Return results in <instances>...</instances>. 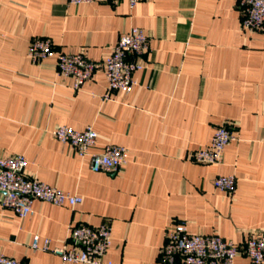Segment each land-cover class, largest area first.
Wrapping results in <instances>:
<instances>
[{
  "label": "crops",
  "instance_id": "obj_1",
  "mask_svg": "<svg viewBox=\"0 0 264 264\" xmlns=\"http://www.w3.org/2000/svg\"><path fill=\"white\" fill-rule=\"evenodd\" d=\"M140 28L148 39L130 92L102 95L101 63L119 35ZM48 37L56 51L82 52L100 64L79 89L60 75L55 56L32 63L28 45ZM92 127L91 152L127 148L117 173L93 172L53 135L58 125ZM235 135L221 162L187 156L211 141L218 125ZM23 154L25 174L79 195L73 207L35 200L32 213L0 207V253L26 264L64 262L31 248L34 236L64 245L69 226L108 221L104 261L160 264L167 230L183 221L194 234L242 244L264 233V30L241 25L239 0H0V156ZM233 174L229 195L213 186ZM234 264H250L238 254Z\"/></svg>",
  "mask_w": 264,
  "mask_h": 264
},
{
  "label": "built area",
  "instance_id": "obj_2",
  "mask_svg": "<svg viewBox=\"0 0 264 264\" xmlns=\"http://www.w3.org/2000/svg\"><path fill=\"white\" fill-rule=\"evenodd\" d=\"M72 4L94 0H67ZM116 3L119 0H109ZM139 0H128L130 7ZM241 25L250 32L264 30V0H239ZM148 50V39L138 27H131L119 35L111 52L101 63L107 80V88L102 98L107 100L114 91L130 92L134 86L132 74L143 68L141 57ZM27 56L32 63H41L55 56V65L60 75L70 77L73 88L79 89L92 77L100 66L88 59L82 52L65 53L56 51L48 37L36 36L31 39ZM56 140L69 144L78 157L89 158L93 172L117 173L127 161V148L117 144H106L99 152H91L96 144L98 133L92 127L79 130L68 125H58L53 130ZM235 135L229 125H218L208 145L196 149L187 158L199 164H217L225 146ZM27 159L23 154L0 156V207L11 210L22 218L32 213L35 200L45 201L57 206H75L81 197L51 186L37 178L25 174ZM213 186L233 195L236 178L233 174L215 176ZM111 243V226L103 221L96 226L78 224L69 226L66 242L59 247L50 248L49 240L34 236L31 248L50 251L64 262L81 264H113L104 261ZM238 254L245 255L250 264H264V233L249 237L241 245L225 240L216 233L194 234L187 230L186 224L174 223L165 236L159 250L160 264H234ZM0 264H26L21 260L0 253Z\"/></svg>",
  "mask_w": 264,
  "mask_h": 264
}]
</instances>
